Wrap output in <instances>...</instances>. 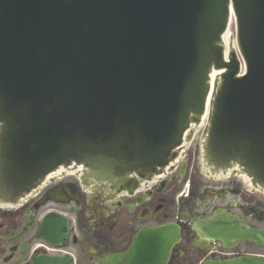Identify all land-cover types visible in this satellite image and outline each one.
Returning a JSON list of instances; mask_svg holds the SVG:
<instances>
[{"label":"water","instance_id":"95a60500","mask_svg":"<svg viewBox=\"0 0 264 264\" xmlns=\"http://www.w3.org/2000/svg\"><path fill=\"white\" fill-rule=\"evenodd\" d=\"M230 4L243 76L232 32L224 59ZM222 69L208 156L264 184V0H0V189L15 198L71 160L96 182L118 173L89 158L162 167ZM67 229L46 240L58 245ZM242 235L264 247V230ZM149 236L164 229L140 232L127 253Z\"/></svg>","mask_w":264,"mask_h":264},{"label":"flooded vegetation","instance_id":"af4514ba","mask_svg":"<svg viewBox=\"0 0 264 264\" xmlns=\"http://www.w3.org/2000/svg\"><path fill=\"white\" fill-rule=\"evenodd\" d=\"M208 117L194 118L198 123L189 118L182 143L162 167L94 157L88 165L99 163L101 171L106 162L118 176L96 182L81 160L69 172L46 178L18 204L0 190V264L264 260V247L242 235L248 229L264 230V189L254 187L245 167L239 170L236 162L220 163L208 156ZM100 177L109 175L102 171ZM62 221L68 227L66 237L53 245L45 236L55 239ZM212 224L215 236L205 232ZM174 226L179 235L173 242L168 234ZM157 228L164 229V236L144 238L135 253H127L140 232Z\"/></svg>","mask_w":264,"mask_h":264},{"label":"rangeland","instance_id":"374dc122","mask_svg":"<svg viewBox=\"0 0 264 264\" xmlns=\"http://www.w3.org/2000/svg\"><path fill=\"white\" fill-rule=\"evenodd\" d=\"M231 32L233 33V38H234V44H235V52H236V55L240 61V75L242 74L243 72V68H242V63H243V58L240 56V48H239V45H238V40H237V27H236V19L234 17V15L232 16L231 18V14L229 13L228 15V19H227V22H226V30L222 33V39H225V52L227 53H230V36H231ZM242 62V63H241ZM226 71V70H225ZM221 76H218V77H215V80H216V83L215 85L213 86V90H215V87H216V84H217V81L218 79L220 78ZM210 85H211V80H210ZM213 102V101H212ZM208 108V109H207ZM212 108V106H208L205 108L204 106V109L205 111H209L210 109ZM206 116V115H205ZM65 166H63L64 168ZM62 171H64V173H67L68 171H66V169H62ZM61 171V172H62ZM59 171H56L54 172L53 174H51V176H53L54 174H58ZM63 174V173H61Z\"/></svg>","mask_w":264,"mask_h":264},{"label":"bare ground","instance_id":"6f19581e","mask_svg":"<svg viewBox=\"0 0 264 264\" xmlns=\"http://www.w3.org/2000/svg\"><path fill=\"white\" fill-rule=\"evenodd\" d=\"M229 13L231 14V18H232V16L234 15V13H233V8H232V5L231 4H230V8H229ZM223 72H224V69H222L220 71H214L212 73V76H211V85H209L210 89L208 91L209 93L206 96V100H205V108L212 105V98H213V94H214L213 86L215 85L216 80H217V79L215 80V77L220 76ZM206 113H207V111H206ZM62 169H63L62 167H59L57 170L59 172H61Z\"/></svg>","mask_w":264,"mask_h":264}]
</instances>
